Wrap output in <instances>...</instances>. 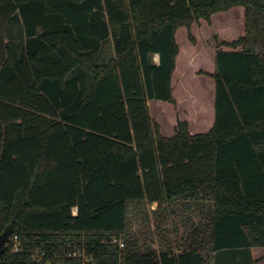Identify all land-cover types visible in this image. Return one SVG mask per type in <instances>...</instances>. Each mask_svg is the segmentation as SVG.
I'll return each instance as SVG.
<instances>
[{
  "label": "trees",
  "instance_id": "16d2710c",
  "mask_svg": "<svg viewBox=\"0 0 264 264\" xmlns=\"http://www.w3.org/2000/svg\"><path fill=\"white\" fill-rule=\"evenodd\" d=\"M236 6L245 35L216 51L212 127L192 134L178 121L163 137L148 99L174 101L177 30ZM111 29L116 55L98 64ZM146 202L158 203L149 217L161 228L187 211L200 220L185 225L183 245L162 236L158 249L133 228ZM5 229L0 264H83L75 253L85 264H255L251 249L264 248V0H0Z\"/></svg>",
  "mask_w": 264,
  "mask_h": 264
},
{
  "label": "rangeland",
  "instance_id": "374dc122",
  "mask_svg": "<svg viewBox=\"0 0 264 264\" xmlns=\"http://www.w3.org/2000/svg\"><path fill=\"white\" fill-rule=\"evenodd\" d=\"M231 10V9H230ZM218 12L216 15L211 17L210 21L199 20L195 21L191 25V30L183 26L177 30L176 40L179 46L178 63L180 68H184L185 75L180 77V73L175 76V96L180 98L182 96L189 97L191 94L192 101L199 100L200 106H194L200 112L199 116L194 115L192 131L194 133H206L209 123L211 120V110H214V100H215V80L212 74L216 70L215 54L219 49H230L231 47L225 45L224 43H231L237 41L239 38L245 35V15L243 14V8L235 7L232 11ZM185 87H184V86ZM193 95V96H192ZM214 97V98H213ZM187 100V99H183ZM175 102V100L173 101ZM173 106V107H172ZM164 110L159 107V105L152 101L151 110L153 113V118L157 126L159 127L160 133L163 136L161 129H164L165 133L172 132V129L177 128V119L175 120V115L178 117L182 115L181 109L176 112L174 104L166 106ZM184 112L190 113L191 108L186 106L183 108ZM168 110V116H167ZM163 111V112H161ZM201 115V116H200ZM198 116V117H197ZM178 121H187L180 120ZM174 123H177L174 126ZM198 128V129H196ZM210 129V128H209ZM208 129V130H209ZM196 130V131H195ZM191 131V130H190ZM139 215L132 218L133 228L140 235L141 240L145 244L153 243L156 248L159 247L158 237L150 236L149 231L151 227V221H154L149 217L150 210H152V204L143 203L140 207ZM189 212V213H188ZM152 213V212H151ZM148 215V217L146 216ZM195 212L187 211L182 215V222L178 228H182V240L183 242L178 244V246L183 245L188 232L187 227L189 224L195 225L199 222L200 217L195 216ZM203 220L208 217H202ZM156 223V222H155ZM168 225L173 226L171 220ZM187 225V227L185 226ZM179 230V232L181 231ZM153 238V239H152ZM260 250V249H259ZM258 254L259 257L262 256L263 250ZM264 253V252H263ZM264 258H260L261 261ZM264 261H261L263 263Z\"/></svg>",
  "mask_w": 264,
  "mask_h": 264
},
{
  "label": "crops",
  "instance_id": "0c3cea01",
  "mask_svg": "<svg viewBox=\"0 0 264 264\" xmlns=\"http://www.w3.org/2000/svg\"><path fill=\"white\" fill-rule=\"evenodd\" d=\"M101 2H103V0H101ZM236 7L243 8V14L245 15V8L243 6H236ZM234 9H235V7L232 8L230 11H232ZM19 27H20V25H17L16 24L15 27H14V30L16 31ZM225 50H232V48L225 49ZM115 55H116V53H115V36H114L113 30L111 29L110 30V33H109V36L106 39H103V40L100 41V45H99V48H98V55H97L96 62L98 64H105L111 58H113ZM178 58L179 57L177 56V59H176V68H175V70L173 72V76H172V94H173V98H174L175 102H169V101H166V100L148 99L149 109H150L151 116L153 118V113H152V110H151L152 101L156 102L159 105V107L162 108L163 110L165 108H167L166 106H169L170 103L171 104H174V108H176L175 109L176 112L178 111L179 108L182 111V115H180L179 117H178L177 114L174 116L175 117V120L177 119V122H178V119H180V120H188L190 122L189 123V129L191 130L190 132L192 134H196V133H194L192 131V124H193V117H194V115H196V111H197V115L199 116V113L200 112L195 107L196 106H200L199 105L200 104V101L199 100H195V99H194V101H192L193 99L191 98V94H190L189 97H186V98H185V96H182L181 97L182 99L176 98V96H175V89H174V85H175L174 79H175V76H177V74H179V73H180V75H179L180 77H183L185 75L184 68H180V65L178 63ZM154 63H157V62L154 60ZM214 92H215V86H214ZM214 96H215V94H214ZM183 99H187V100L185 101ZM214 103H215V100H214ZM186 106H189L191 108L190 113H186V112L183 111L184 110L183 108H186ZM50 109L54 110L53 107H51ZM54 111L58 113V111H56V110H54ZM161 112H163V111H161ZM46 115L49 118L52 117L49 114H46ZM168 115L169 114H168V110H167V116ZM211 115L212 116L209 119V120H211V122L209 123L208 129L211 128L212 125H213V123H214L215 110H211ZM176 124L177 123H174V126ZM196 129H198V128H196ZM208 129L206 131H208ZM161 132L163 134V137L170 138V137H173L176 134V129L173 128L172 129V132L165 133L164 132V129L162 128L161 129ZM157 206H158V203L157 202H154L152 204V210H150V211H154L157 208ZM151 218H152V216H151ZM179 225L180 224H178V226ZM178 226L176 227V225H174V226L165 225V227L161 228V226H156V223L154 221H151V227H150L149 234H150L151 237L152 236H154V237L157 236L159 240L161 239L162 236L170 237L171 240L176 241L177 242L176 244L178 245V244H180V243L183 242L182 237H181L182 236L181 235L182 234L181 233L182 232V230H181L182 228H178ZM179 230H181V231L179 232ZM259 249L260 250L262 249L263 252H264V248H261V247H253L251 249L252 257L255 260V264H264V262L261 263V261H264V259H262L261 261H259L260 258H264V253L263 252H262V256L261 257L258 256V254L261 252Z\"/></svg>",
  "mask_w": 264,
  "mask_h": 264
},
{
  "label": "built area",
  "instance_id": "2783aa9c",
  "mask_svg": "<svg viewBox=\"0 0 264 264\" xmlns=\"http://www.w3.org/2000/svg\"><path fill=\"white\" fill-rule=\"evenodd\" d=\"M154 60L156 61V62H158V55L157 54H155V56H154ZM73 214L74 215H76L77 214V207L75 206V207H73ZM14 242H15V244H14V251H19L20 250V243L18 242V237L17 236H15L14 237ZM114 242H117L118 244H119V247L121 248V249H123L124 248V241H122L121 239H118V238H115L114 239ZM74 259H76V258H80V259H82L83 260V264H85V262H87L88 261V258H87V256H86V253H83V254H79V253H75V254H73V256H72ZM74 264H76V263H74Z\"/></svg>",
  "mask_w": 264,
  "mask_h": 264
},
{
  "label": "water",
  "instance_id": "95a60500",
  "mask_svg": "<svg viewBox=\"0 0 264 264\" xmlns=\"http://www.w3.org/2000/svg\"><path fill=\"white\" fill-rule=\"evenodd\" d=\"M9 235H10V231L8 229H5V231L0 234V255H2L5 250L7 241L9 240ZM46 264H52V263L48 261Z\"/></svg>",
  "mask_w": 264,
  "mask_h": 264
}]
</instances>
